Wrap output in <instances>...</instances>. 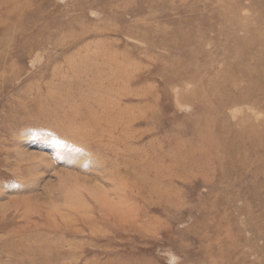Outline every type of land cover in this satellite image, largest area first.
Returning a JSON list of instances; mask_svg holds the SVG:
<instances>
[{
  "label": "rangeland",
  "instance_id": "obj_1",
  "mask_svg": "<svg viewBox=\"0 0 264 264\" xmlns=\"http://www.w3.org/2000/svg\"><path fill=\"white\" fill-rule=\"evenodd\" d=\"M263 60L264 0H0V264H264Z\"/></svg>",
  "mask_w": 264,
  "mask_h": 264
},
{
  "label": "bare ground",
  "instance_id": "obj_2",
  "mask_svg": "<svg viewBox=\"0 0 264 264\" xmlns=\"http://www.w3.org/2000/svg\"><path fill=\"white\" fill-rule=\"evenodd\" d=\"M176 32H179V33H180V31H176ZM185 35H186V34H185ZM183 36H184V33H183ZM258 42H259V41H258ZM256 53H257V52H256ZM103 54H104V53H103ZM257 56H258V55H257ZM263 62H264V60H263ZM3 72H4V71H3ZM1 74H2V73H1ZM1 74H0V75H1ZM108 90H109V89H108ZM108 90H107V91H108ZM127 92H129V91H127ZM130 92H131V91H130ZM111 111H112V110H111ZM115 116H116V115H115ZM115 116H114V117H115ZM120 116H121V115H120ZM118 119H119V118H118ZM132 121H133V120H132ZM111 122H112V121H111ZM122 122H123V121H122ZM97 134H98V133H97ZM100 135H103V134L101 133ZM208 147H209V146H208ZM189 149H190V148H189ZM143 177H144V176H142V178H143ZM145 180H146V179H145Z\"/></svg>",
  "mask_w": 264,
  "mask_h": 264
}]
</instances>
